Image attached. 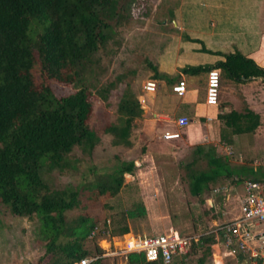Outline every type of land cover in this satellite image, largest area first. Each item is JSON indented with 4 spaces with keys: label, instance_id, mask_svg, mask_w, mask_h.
I'll use <instances>...</instances> for the list:
<instances>
[{
    "label": "trees",
    "instance_id": "1",
    "mask_svg": "<svg viewBox=\"0 0 264 264\" xmlns=\"http://www.w3.org/2000/svg\"><path fill=\"white\" fill-rule=\"evenodd\" d=\"M133 1L0 0V223L3 205L17 215H36L49 256L44 264H76L102 252L97 244L95 250L85 246L97 221L77 211L83 195H117L126 175L135 174L141 163L121 160L109 171H94V178L87 182L64 188L51 186L48 178L56 170L66 173L78 168L79 159L71 158L75 147L91 155L101 139L89 124L91 90L107 98L123 79L119 76L118 81L100 87L94 82L99 79L103 50L130 17ZM37 65L49 79L71 84L74 90L57 94L49 83L37 79ZM213 67L221 68L222 78L238 82L264 75V67L240 51L225 54V60L208 69ZM117 113V120L108 123L104 131L113 135L115 145L132 146L135 120L142 116L143 107L129 83ZM222 117L237 132L258 125L250 112L234 110ZM195 151L204 154L209 163L208 169L190 173L191 192L199 196L209 191L213 181L229 175V169L213 147L197 146ZM145 213L144 207L125 209L113 228L105 222L99 233H129L128 217ZM217 242V232L203 233L184 256L202 251L198 264H214L212 245ZM117 257H98L90 264H110L106 261ZM175 261L170 264H177ZM242 261L240 254L226 264ZM125 264L163 263L147 259L143 252H131L125 256Z\"/></svg>",
    "mask_w": 264,
    "mask_h": 264
},
{
    "label": "rangeland",
    "instance_id": "2",
    "mask_svg": "<svg viewBox=\"0 0 264 264\" xmlns=\"http://www.w3.org/2000/svg\"><path fill=\"white\" fill-rule=\"evenodd\" d=\"M193 1H197L196 6L199 9L205 8L202 4L207 2L191 0ZM179 2L180 0L133 1L130 17L103 50L99 79L94 82L100 87L104 83L119 79V76L123 79L117 80V85L107 98L100 96L96 89L91 90L93 112L89 124L98 130L101 139L91 155L84 153L80 147H75L71 158L79 159L78 168L66 173L56 170L49 174L51 186L64 188L70 184L87 182L94 178V171H109L121 160L134 159L142 162L139 163L135 174L126 175L125 183L117 195H83L81 208L77 211L96 218L98 230H102L105 222L113 228L114 220L119 218L125 209L138 211V207H144L146 213L134 218L128 217L127 223L131 232L140 235L165 233L171 229L183 234L201 235L214 231L223 222L241 214L240 201L244 195L238 198L234 193L227 199L224 192L212 193L214 187L225 181H213L209 191L199 196L191 192L190 173L209 168L207 157L204 154L199 155L195 151V145L146 142V137L138 131L141 123L136 120L132 146L115 145L113 135L104 131L108 123L117 120L118 103L128 83L138 95L143 94L147 81L154 76L155 71L162 74L165 61L166 64H172L183 55L173 51L166 52L168 44L163 42L164 31L171 28L169 18L174 15ZM189 5L186 4L185 9L190 8ZM183 37L185 42L187 35L184 34ZM35 72L38 80L49 83L59 95L74 90L71 84L49 79L38 65ZM238 190L241 191V188ZM208 197L214 198V205L207 201ZM40 228L41 222L36 215H17L3 205L0 223V264H44L49 256ZM102 237L106 235L101 233L94 237L95 240L86 238L85 246L95 250L96 244L101 249L109 244L116 247L122 245L123 240L117 236L107 235L109 240H101ZM219 243V247L216 243L212 245L213 262L217 264L218 256L223 264H226L233 254L223 242ZM201 254L202 251H195L187 256H177L175 263L198 264ZM106 262L125 264V257L109 259ZM239 264L248 263L242 261Z\"/></svg>",
    "mask_w": 264,
    "mask_h": 264
},
{
    "label": "crops",
    "instance_id": "3",
    "mask_svg": "<svg viewBox=\"0 0 264 264\" xmlns=\"http://www.w3.org/2000/svg\"><path fill=\"white\" fill-rule=\"evenodd\" d=\"M196 2L180 0L175 16L169 18L171 28L163 34V42L168 44L165 51L183 55L172 64L165 61L160 76L155 71L149 79L156 82L155 90L144 89L139 94L143 113L136 119L141 123L138 131L149 143L213 147L229 169V175L219 179L225 182L216 187L228 186L223 191L227 199L234 193L241 198L245 180L264 181V75L243 82L223 77L218 104H209L207 73L208 66L235 51L264 67V0H207L201 9ZM186 4L190 8L185 9ZM181 80L186 84L183 94L173 89ZM234 110L253 113L257 127L234 131V125L222 117ZM183 116L190 118L189 125L178 124ZM166 131L179 132L181 136L165 139ZM208 198L214 205V198Z\"/></svg>",
    "mask_w": 264,
    "mask_h": 264
},
{
    "label": "built area",
    "instance_id": "4",
    "mask_svg": "<svg viewBox=\"0 0 264 264\" xmlns=\"http://www.w3.org/2000/svg\"><path fill=\"white\" fill-rule=\"evenodd\" d=\"M222 71L219 67L211 68L207 73V102L218 104ZM157 84L154 80H148L147 90H155ZM173 89L179 94L186 90L184 80L174 85ZM190 118L180 117L178 124L187 126ZM165 139L179 138V132L166 131ZM244 196L241 198V214L234 219L220 224L214 231L217 238L229 250L233 256L242 255L243 261L248 264H264V181L247 179L244 181ZM228 190V186L222 185L213 189L214 193ZM100 230L96 225L90 237H98ZM106 234H103L105 236ZM219 235V236H218ZM110 237V235H108ZM200 235L183 234L178 230L171 229L165 233L152 235H140L129 232L117 237L122 241L121 246L109 244L102 248V252L93 256H86L76 264H90L98 257L120 256L125 257L131 252H143L149 260H160L163 264L174 262L177 256H184L191 248L193 241ZM107 237V235H106ZM102 237L101 240H109ZM115 237V236H113Z\"/></svg>",
    "mask_w": 264,
    "mask_h": 264
},
{
    "label": "bare ground",
    "instance_id": "5",
    "mask_svg": "<svg viewBox=\"0 0 264 264\" xmlns=\"http://www.w3.org/2000/svg\"><path fill=\"white\" fill-rule=\"evenodd\" d=\"M216 263L217 264H223L221 257H218V256L216 257Z\"/></svg>",
    "mask_w": 264,
    "mask_h": 264
},
{
    "label": "water",
    "instance_id": "6",
    "mask_svg": "<svg viewBox=\"0 0 264 264\" xmlns=\"http://www.w3.org/2000/svg\"><path fill=\"white\" fill-rule=\"evenodd\" d=\"M209 203H211V199L210 198H208V200H207Z\"/></svg>",
    "mask_w": 264,
    "mask_h": 264
}]
</instances>
